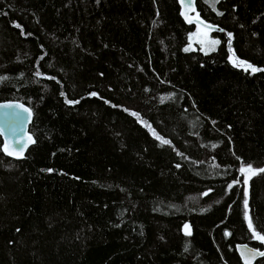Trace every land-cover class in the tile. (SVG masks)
<instances>
[{
  "label": "trees",
  "instance_id": "16d2710c",
  "mask_svg": "<svg viewBox=\"0 0 264 264\" xmlns=\"http://www.w3.org/2000/svg\"><path fill=\"white\" fill-rule=\"evenodd\" d=\"M195 5L213 52L188 49L177 0H0V102L30 109L35 141L14 160L0 137V264L264 251L245 218L264 235V173L239 172L264 166V71L230 61L264 69V0Z\"/></svg>",
  "mask_w": 264,
  "mask_h": 264
},
{
  "label": "water",
  "instance_id": "95a60500",
  "mask_svg": "<svg viewBox=\"0 0 264 264\" xmlns=\"http://www.w3.org/2000/svg\"><path fill=\"white\" fill-rule=\"evenodd\" d=\"M177 2L181 11V17L185 23L195 24L201 27L208 28L209 30L214 29L212 26L207 25L204 22L201 23V20L195 18L194 16L196 13L195 0H177ZM206 26H210V27H206ZM3 105H19L21 107L6 108L3 107ZM23 108H27L31 113L30 109L22 103L15 101L0 102V137L3 142L2 152L6 157L14 160L23 159L27 151L33 144L28 140V137H31V135L29 134V126L32 120V113L29 116V113L24 112ZM5 145L8 146L9 151H13V152H18L21 148H23L22 155H8L5 151H3ZM251 166L254 170L264 168V166L261 167H254L253 165ZM262 173L264 172H257L255 175L248 173L250 179L248 180L247 184L243 183L245 188L247 189L249 187L250 182L256 176ZM241 176L244 181V176L243 175ZM245 246H247V248H245ZM253 250L260 251L245 244H240L236 246V253L242 264H246V261L247 264H255L257 261L264 258V256H259V255L253 256L252 255Z\"/></svg>",
  "mask_w": 264,
  "mask_h": 264
},
{
  "label": "snow or ice",
  "instance_id": "6c2138e0",
  "mask_svg": "<svg viewBox=\"0 0 264 264\" xmlns=\"http://www.w3.org/2000/svg\"><path fill=\"white\" fill-rule=\"evenodd\" d=\"M217 2H218V0H217ZM220 14H222V13H220ZM189 22H191V21H189ZM201 23H203V22L201 21ZM17 27H19V25H17ZM206 27H210V26H206ZM230 35L231 34H229V36ZM212 43L217 44V43H219V41H212ZM185 51H188V49H185ZM233 63H234V66L243 67L245 71H247L249 69H251V71L253 73L258 72V71H264V69L253 67L251 64H246V62H244V61H238V62L237 61H233ZM0 79H4V78L0 77ZM92 95H96V94L93 93ZM67 102L68 103H72L71 101H67ZM3 107L7 108V107H21V106H19V105H3ZM23 111L24 112H28L29 116L31 115V113L29 112V110L27 108H23ZM154 135H155V133H154ZM157 139H160L162 144H168L169 143V141L163 140L160 137H157ZM28 140L30 142H32V143L35 142V141L32 140L31 137H28ZM25 147H26V145H25ZM3 151H5L8 155H22L23 148H21L18 152H13V151H9L8 146L5 145L4 148H3ZM49 171H51V170H49ZM239 172H240L241 175L244 176L243 183L247 184L248 180L250 179V176L248 175V173H251L252 175H255L257 172H264V168H261V169H258V170H254L250 164L245 166L243 164V162H242L241 163V167L239 168ZM239 182L240 181L237 180V183H239ZM231 187H232V185H229V188H231ZM245 197H247V192H245ZM244 205H245V209H247V206H248L247 199H245ZM245 218L248 220V227H249V230L252 232L253 238L258 240V241H260L262 244H264V235H260L258 232H256V230L253 227L252 220L247 214V211L245 212ZM185 229L186 230L188 229V225H185ZM185 234L186 235H190L191 233H190V231H186ZM226 235H228V234L226 233ZM245 248H247V246H245ZM252 255L253 256H255V255L264 256V251L253 250L252 251ZM246 264H247V261H246Z\"/></svg>",
  "mask_w": 264,
  "mask_h": 264
},
{
  "label": "rangeland",
  "instance_id": "374dc122",
  "mask_svg": "<svg viewBox=\"0 0 264 264\" xmlns=\"http://www.w3.org/2000/svg\"><path fill=\"white\" fill-rule=\"evenodd\" d=\"M197 18V17H195ZM212 41H219L213 38L210 34V30L205 27L196 26L195 30L189 35V46L188 49L198 48L204 53H210L216 50L219 43L214 44ZM231 63H233V58H230ZM188 230H184L186 233Z\"/></svg>",
  "mask_w": 264,
  "mask_h": 264
}]
</instances>
